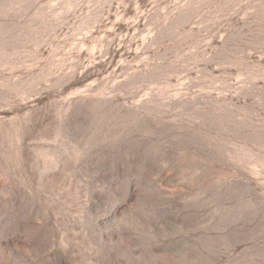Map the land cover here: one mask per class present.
<instances>
[{
    "label": "rangeland",
    "instance_id": "obj_1",
    "mask_svg": "<svg viewBox=\"0 0 264 264\" xmlns=\"http://www.w3.org/2000/svg\"><path fill=\"white\" fill-rule=\"evenodd\" d=\"M0 264H264V0H0Z\"/></svg>",
    "mask_w": 264,
    "mask_h": 264
}]
</instances>
